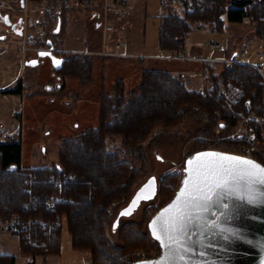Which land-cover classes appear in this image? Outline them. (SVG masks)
I'll list each match as a JSON object with an SVG mask.
<instances>
[{
	"label": "trees",
	"instance_id": "16d2710c",
	"mask_svg": "<svg viewBox=\"0 0 264 264\" xmlns=\"http://www.w3.org/2000/svg\"><path fill=\"white\" fill-rule=\"evenodd\" d=\"M30 1L35 5L47 4L43 16L48 29L41 42L57 50L63 48L67 16L84 0ZM162 8L164 13L158 28V41L162 50L172 53L183 51L195 28L209 25L225 31V14L228 22L249 20L254 24L255 36L258 39L264 37V0H185L182 4L172 3ZM58 19L61 20L60 28L54 32ZM232 53H236L235 49L229 55ZM54 54L62 60L61 66L54 68L55 81L59 82L60 88L64 87L66 79H75L83 86L94 80L93 54L62 50ZM220 69L216 71L213 65L210 66L207 81H212L213 86L206 85L203 92L190 87L182 76L156 68L142 71L136 91H126L122 78H117L109 90L102 85L98 94L97 126H88L73 136L61 138L58 160L51 166L24 167L21 164V142H0V215L18 211L48 219L63 215L72 247L86 252L89 264H127L133 250L152 247L150 234L144 227L147 218L145 216L141 222L120 224L116 231L119 242L114 243L107 235L111 218L109 209L131 197L143 171L132 161L122 158L119 150H111L109 139L119 136L122 145H135L154 128L175 127L191 114L208 119L212 127L227 134L239 124V113L254 111L264 115L262 73L252 65L239 62H222ZM228 83L241 90L237 102L231 107L233 110L227 106L219 90L221 85ZM3 92L21 93L22 82L18 81L15 87ZM250 124H256L259 138L262 124ZM206 144L201 149L206 148ZM258 156L257 160L264 164L261 151ZM28 171L35 175L33 193L41 197L55 190V181L60 176L72 175L63 185L67 200L52 210L38 203L25 211L23 204L29 199L26 190ZM181 178L182 173L177 171L163 175L159 186L162 204L172 198ZM61 233L62 229L58 227L48 248L22 246V252L33 256L58 254ZM15 260L14 255L0 254V264H15Z\"/></svg>",
	"mask_w": 264,
	"mask_h": 264
},
{
	"label": "rangeland",
	"instance_id": "374dc122",
	"mask_svg": "<svg viewBox=\"0 0 264 264\" xmlns=\"http://www.w3.org/2000/svg\"><path fill=\"white\" fill-rule=\"evenodd\" d=\"M10 1L15 2L16 0ZM82 2L80 3V7L77 6V8L69 13L74 20L84 21L86 23L87 32L85 41L89 44L90 48H94L96 44L101 46V39L99 38L97 42V37L93 34V32H97L96 34L99 36V31L96 29L92 31L93 19L90 5H92L93 0L91 4L85 6L82 5ZM152 2L153 5H151L148 10L150 19L146 23V42H138L139 39L136 40L134 39L135 37H131V35L128 36L127 32H124V34L118 36V41L123 45L121 52L128 51V49L129 51H141L145 46L144 49L147 53L158 54L162 57L166 55H190L192 54V50H200L202 56L216 57L224 56V52L227 49L228 53L235 49L237 57L246 58L253 62L263 64V62L258 60L257 52L264 53V37H262V40L255 36L254 24L249 20L234 24L227 23L230 25H228L225 31L215 30L213 28L214 26L211 28L209 25L195 28L191 31L185 43V49H183L180 54L162 50L158 41V28L161 22V14L164 13V10L162 9V5L160 6L158 0H153ZM45 5L47 4L41 3L35 5L28 0L27 9L30 14L29 16L35 20L40 19V21L44 23L45 30L47 31L48 25L43 16V12L47 8ZM0 11L5 12L4 9H0ZM12 11L19 16L22 13L20 9ZM107 13L108 12L104 15V21L108 17ZM15 17H17V15ZM3 29H6V24L0 22V34L1 32L7 34L8 31H4ZM34 30L35 27H31L29 37H32V40L38 42L39 40L34 36ZM103 30L105 32L108 29L104 26ZM126 30L131 31L133 28L128 26ZM9 38L15 40L17 36L10 35ZM41 40H44V38ZM211 42H218L221 47L212 50L210 48ZM39 44L45 48L49 47L48 45H44L41 41H39ZM109 44H111V42H109ZM243 49H246L245 56L241 54ZM58 51L57 48H54V52ZM28 52L30 59H36L37 62L34 64H26V71L23 75V91L20 95L21 101L16 107H11L10 111V115L15 116L17 119L16 126L18 130L11 135H3L1 138V141L17 140L21 142V164L23 166L39 165L41 161H44V164L47 166L53 165L57 162L59 157L61 138L73 136L83 131L88 126H97L99 120L98 94L102 85L109 90L117 78H122L125 83L126 91H136L138 89L143 67L159 69L161 67H171L167 64L168 61L166 60L154 59L148 56L142 61H139L140 59L137 56H111L116 54V52H104L103 55H95L89 52L93 54L95 58L94 80L90 84L83 86L75 79H66L64 81V87L60 88L59 82L55 81L56 76L54 74L52 57L49 55L39 56L38 52H33V50ZM28 52L25 53L26 57ZM199 60V63L197 62L199 64V69L204 71L207 64L204 66L205 61H202L201 58H199ZM218 63L220 64L221 62ZM196 67L198 66L194 68ZM220 68H218L219 71L221 70ZM196 70L192 72L194 73ZM173 71L177 74L182 72V70L177 69ZM183 72L186 73L184 76L191 75L192 73L191 70L190 72ZM262 75L264 80V71ZM209 88H211V86ZM219 90L227 106L233 110L231 107L238 100L241 91L240 88L228 83L221 85ZM8 105L9 104L4 103L6 108H8ZM239 114L241 120L237 127L230 133L234 132L239 127L247 126L253 127L257 132L256 124L253 125L250 124V122H260L262 124V128H260L262 133L258 138L257 132L255 157L258 158V152L261 151L264 159V115L260 116L254 111H250L247 114ZM247 115L253 117L248 118L246 121L244 120V123H242L243 118ZM0 122H2V120H0ZM230 133L223 134L219 128L212 127L208 119L191 114L175 127L154 128L143 141L135 145H122V139L119 136L110 137L109 148L111 150H119L122 158L132 161L136 166L142 169L143 173L136 182L137 187L151 175L156 176L158 180V192L156 196L150 200L143 201L135 213L129 216L119 217L115 229L112 226L117 214L120 208H122L129 199L122 204L110 206L111 218L109 219L110 221H108L107 235L111 241L114 243L119 242L116 231L120 224L127 221L141 222L145 216L147 221L144 227L149 233L147 227L148 220L164 205L159 195V186L163 175L172 171L183 173L187 156L196 151V148L201 149L207 142L208 145L206 144V148L214 149V147L211 146L215 143V146L218 147L216 148L217 150L227 151V149L231 147L230 144L234 142V140L230 138H225ZM222 140H224L226 144H223ZM66 226V221H63L61 227L63 238L66 234ZM150 238L152 247L158 245L157 241L151 236ZM139 249L143 248L133 250L129 254L130 257ZM25 255L33 257L32 254L28 253H25ZM127 264H129V257Z\"/></svg>",
	"mask_w": 264,
	"mask_h": 264
},
{
	"label": "crops",
	"instance_id": "0c3cea01",
	"mask_svg": "<svg viewBox=\"0 0 264 264\" xmlns=\"http://www.w3.org/2000/svg\"><path fill=\"white\" fill-rule=\"evenodd\" d=\"M153 0H126V8L124 12H118L116 8L121 5V0H93L92 5V31H99V36L97 32L93 34L97 37V42L99 38L102 41L101 46L96 44L94 48H90L89 44L85 41V36L87 32V25L84 21H77L70 15L67 16V21L65 24V33L63 35V48L59 49L65 52H86L93 53L95 55H103L104 52H116V54L111 55L113 57H138L142 61L145 57H150L154 59H162L168 61L167 64L169 67H161L162 70H168L174 72V69L182 70V72L177 75L182 76L187 81V84L190 87L201 89L205 88L206 85L213 84L212 81H207V71L211 65L215 68L216 71H219L218 68L221 67V63L218 61H206V59L211 58L213 60H221L224 58H230L228 49L224 52V56H202L201 51H191L190 55H166L164 57L154 54L147 53L144 48L141 51H124L121 52L123 45L118 41V36L127 32L128 36L135 37L134 39H139L138 42H146V23L150 19L149 9L153 5ZM161 4V0H158ZM152 2V3H151ZM163 9V8H162ZM5 12L0 13L2 15L7 14L10 20L15 21L19 15L14 11L9 9H4ZM107 13V18L104 21V15ZM163 14V13H162ZM161 14V16H162ZM17 15V17H15ZM14 17V18H13ZM114 19V20H113ZM224 20L227 23V15H224ZM246 21V20H244ZM243 21V22H244ZM105 22V25H104ZM234 24V23H233ZM227 24V28H228ZM104 26H110L111 29L104 32ZM132 27L133 30H126L127 27ZM9 26H6L4 31H8L7 34L1 32L0 35V120H2L0 128V142L3 135H11L17 132L18 128L16 126L17 119L15 116L10 115L11 107L14 108L18 105L20 100L21 93H8L3 92V90L11 87H15L18 81L22 82V91H23V75L26 71V64L30 60L29 52L27 57L23 60L21 52V44L23 36L16 33L15 31L9 29ZM10 35L17 36L15 40L9 38ZM109 40V41H108ZM135 40V41H136ZM111 42V44H109ZM115 44H119V47L116 48ZM185 49V45L184 48ZM214 50V49H213ZM36 52V51H33ZM108 55V54H105ZM229 55V56H228ZM199 58L205 61L204 71L199 69ZM195 61V62H193ZM198 62V63H197ZM195 66H198L194 68ZM145 69H152L143 67L141 72ZM159 69V68H156ZM199 71H197V70ZM191 72L196 70L191 75L184 76L183 71ZM140 72V73H141ZM4 103L9 104L8 108L4 106ZM10 106V107H9ZM12 124V125H8ZM14 141V140H13ZM44 161H41L39 165L42 166ZM35 166H24V167H35ZM47 166V165H46ZM67 227V226H66ZM66 234L64 238L61 234L60 250L59 253L52 254H36L33 257L27 256L22 252V245L20 239L12 234H1L0 233V254H9L14 255L16 260L15 264H88L90 259L86 252L81 250H76L72 247V238L66 229Z\"/></svg>",
	"mask_w": 264,
	"mask_h": 264
},
{
	"label": "snow or ice",
	"instance_id": "6c2138e0",
	"mask_svg": "<svg viewBox=\"0 0 264 264\" xmlns=\"http://www.w3.org/2000/svg\"><path fill=\"white\" fill-rule=\"evenodd\" d=\"M3 19L7 22V17ZM53 63L59 66L60 61L53 58ZM184 173L175 197L149 224L162 254L156 260L140 264H218L216 261H195L190 255L197 254L196 247L204 246L205 233L213 229L227 232L228 235L223 236L225 240H241L243 236L238 230L220 228L218 220H208L206 214L222 203L226 211L221 215H226L232 206L223 201L231 199L241 204L264 205V166L252 160L226 153L198 152L186 161ZM155 183L156 178H150L119 215L129 216L140 201L151 199L155 194ZM212 234L215 236L216 232ZM198 255L203 257L207 253L201 250Z\"/></svg>",
	"mask_w": 264,
	"mask_h": 264
},
{
	"label": "built area",
	"instance_id": "2783aa9c",
	"mask_svg": "<svg viewBox=\"0 0 264 264\" xmlns=\"http://www.w3.org/2000/svg\"><path fill=\"white\" fill-rule=\"evenodd\" d=\"M185 0H161L162 6H167L170 4L176 3H183ZM28 0H0V9H9V10H18L22 11L20 17L22 18V57L23 60L26 58L25 53L28 51H40L45 50V48L39 44L42 38L46 36L45 25L40 19H33L30 17L27 9ZM92 0H84L82 5L91 4ZM189 7L191 4L189 2ZM126 8V0H121V5L116 8L118 12H124ZM31 27H35L34 36L39 40L38 42L32 40V37H29V32L31 31ZM107 29H111L110 26H106ZM34 41V43H33ZM119 47V44L116 45ZM221 47L220 43L218 42H211L210 48L216 49ZM53 50V49H52ZM237 53V52H236ZM235 53V54H236ZM243 56L246 55V49L241 51ZM257 58L260 62H253L246 58L237 57V54L230 57L224 58L221 60H213L211 58L206 59V61H218V62H239V63H246L255 67L260 73L264 71V53L257 52ZM212 87L213 84H210L209 87ZM202 92L204 88L200 89ZM253 117L247 115L243 118L242 123L244 120H248V118ZM257 117V116H255ZM258 118V117H257ZM245 126V124H244ZM225 138H230L234 140L233 143L230 144L231 147L227 149V151L240 154L246 156L248 158L256 159L255 157V148L257 140V132L256 130L251 127H239L234 132L228 134ZM223 144H226L224 140H222ZM211 147L214 149L218 148L215 146V143ZM27 179L26 182L28 183L27 192L29 193V199L26 203L23 204V209L28 211L30 207H36L38 203H43L48 209L52 210L56 207L57 204L66 201L67 197L64 195V183L72 178V175L69 176H60L55 181V190L51 193H45L42 197L33 193L32 184L35 182V175L33 172H26ZM63 221H66L63 215H57L55 218L48 219L43 217V215L37 214H24L23 212H14L9 215H0V233L1 234H12L17 236L20 239L22 246H31V247H42L48 248L54 234L58 227H62ZM161 253L160 245H154L151 248H143L136 250L131 257L129 256V264L134 261H141L147 260L151 258H155L159 256ZM89 264V263H88Z\"/></svg>",
	"mask_w": 264,
	"mask_h": 264
},
{
	"label": "water",
	"instance_id": "95a60500",
	"mask_svg": "<svg viewBox=\"0 0 264 264\" xmlns=\"http://www.w3.org/2000/svg\"><path fill=\"white\" fill-rule=\"evenodd\" d=\"M1 17H7V22L3 19L4 24L6 26H9L11 30L15 31L16 33L18 32L19 34H22V26L21 28L15 30V22L10 20L7 14L1 15ZM18 22H22V18L18 20ZM60 23L61 20L58 19V22L55 26L54 32H57L60 28ZM39 53H49V56L57 59L60 61L59 66L54 65L53 66L55 69L59 68L61 66L62 60L59 56L54 54L52 48L46 49V50H40L38 51ZM41 56V55H39ZM32 61L37 62L36 59H30L27 63H31ZM198 152H218V153H226L234 156H240L244 157L246 159L252 160L256 162L257 164L264 166L263 163L260 161L253 159V158H248L246 156L228 152V151H222V150H217V149H210V148H205V149H200L194 151L192 154L187 156L185 159V164L184 168L186 167V161L194 156ZM184 168H183V173H182V178L180 181V184L178 188L176 189L174 195L172 198L165 203L162 207H160L148 220L147 227L149 230L150 236L153 238L151 230L149 228V224L151 220L162 210L164 209L175 197L176 193L181 187V182L184 178ZM156 178V176L151 175L149 176L143 183H141L133 192L131 197L129 198L128 202L120 208L117 217L113 223L115 227L118 224V219L121 217L119 214L122 209L128 207L130 201L133 199V197L136 195V193L141 189L143 185L150 179V178ZM243 183V182H242ZM259 187V186H257ZM158 192V180L156 178V183H155V194L152 196L154 198ZM151 198V199H152ZM150 200V199H148ZM143 201L147 200H142L139 202L138 206L135 207V210L133 213H135L140 204ZM223 203H229L232 207L227 210L226 215H221V213H224L226 210L223 208L222 203L217 204L210 213L206 214L208 220H218V223L220 225V228L222 229H235L238 230L242 236L243 239L241 240H225L223 239V236L228 235L227 232H219L217 229H213L212 232H216V235L213 236L212 232H206L205 236L203 237L204 240V246L203 247H196V253L195 255H192V259L195 261H216L218 264H262V260H264V205L262 204H241L239 201H236L234 199L231 200H225ZM132 213V214H133ZM214 213V215H213ZM154 239V238H153ZM193 239H197V237H193ZM155 240V239H154ZM157 241V240H155ZM158 242V241H157ZM159 244V242H158ZM160 245V244H159ZM207 245H212L211 247H208ZM161 247V246H160ZM205 251L207 253V256H200L198 255L199 251ZM162 254V249L161 253L159 256L147 260H141V261H134L131 264H140L142 261H152L158 259Z\"/></svg>",
	"mask_w": 264,
	"mask_h": 264
},
{
	"label": "flooded vegetation",
	"instance_id": "af4514ba",
	"mask_svg": "<svg viewBox=\"0 0 264 264\" xmlns=\"http://www.w3.org/2000/svg\"><path fill=\"white\" fill-rule=\"evenodd\" d=\"M20 19H21V17H18L15 21H13V22L16 23V24H15V27H14L15 30L21 28V23H22V22H18V20H20ZM0 22H3V17L0 18ZM9 29H10V28H9ZM0 35H1V34H0Z\"/></svg>",
	"mask_w": 264,
	"mask_h": 264
}]
</instances>
